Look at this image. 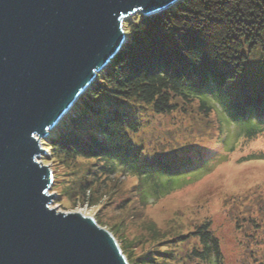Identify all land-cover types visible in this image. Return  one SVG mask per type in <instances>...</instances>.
<instances>
[{
	"label": "trees",
	"instance_id": "16d2710c",
	"mask_svg": "<svg viewBox=\"0 0 264 264\" xmlns=\"http://www.w3.org/2000/svg\"><path fill=\"white\" fill-rule=\"evenodd\" d=\"M123 30L124 44L66 116L75 118L73 109L79 101L87 103L85 97L98 99L108 92L130 105L132 115L114 111L104 117L98 137L80 141L67 133H49L44 143L52 159L71 166V182L63 187L67 197L82 202L87 194L88 201L92 194L106 193L107 183L118 173H126L137 182L116 207L144 209L179 195L184 187L174 185L176 177L194 173L207 160L199 149L167 144L149 150L137 143L146 124L144 114H182L194 106L201 118L194 134L209 136L214 111L202 92L210 87L215 103L238 127L240 145L264 139V0H182L154 16L127 18ZM216 129L218 136L223 133L220 124ZM249 154L243 160L264 159V150ZM107 195L111 198L112 193ZM241 199L249 209L243 216L234 212L235 228L242 236L264 237V195ZM237 200L232 205L241 202ZM161 221L142 225L150 245L134 259L117 232L112 233L127 264H225L209 219L197 223L174 214ZM95 223L100 224L97 219ZM258 249L247 254L264 264Z\"/></svg>",
	"mask_w": 264,
	"mask_h": 264
},
{
	"label": "water",
	"instance_id": "95a60500",
	"mask_svg": "<svg viewBox=\"0 0 264 264\" xmlns=\"http://www.w3.org/2000/svg\"><path fill=\"white\" fill-rule=\"evenodd\" d=\"M181 1L0 0V264H127L95 216L51 205L41 140L118 53L125 19Z\"/></svg>",
	"mask_w": 264,
	"mask_h": 264
},
{
	"label": "rangeland",
	"instance_id": "374dc122",
	"mask_svg": "<svg viewBox=\"0 0 264 264\" xmlns=\"http://www.w3.org/2000/svg\"><path fill=\"white\" fill-rule=\"evenodd\" d=\"M202 94L214 111L211 135L200 137L194 134L197 128L194 126L199 124L201 118L195 115L194 106H190V109L182 114L165 116L144 114L143 122L146 124L137 140V143L141 142L143 147L149 150L169 144L175 149L182 147L194 152L199 149L202 157L206 156L207 160L201 163L202 166L197 169L198 171L194 173L188 171L176 177L174 185H180V190L184 187L179 195L167 197L144 209L136 205L118 209L117 202L123 193L125 195L126 189L137 182L126 173H118L107 183L106 193L92 194L88 201L87 194H84L86 199L82 202L73 200V197L65 195L66 188L63 189L68 187V181L71 182L69 173L71 166L60 163L57 158L52 159L44 140H41L46 154L39 160L42 165H50L52 181H54L50 186V193L54 192L51 205H58L60 211L95 216L101 225L117 232L122 247L131 259L143 254L150 245L142 235L144 223L151 220L160 224L161 220H167L177 214L180 218H184V221L187 217L197 223L204 219L211 221V229L219 239L225 264H260L255 263L247 251L257 250L262 246L258 249L260 250L258 254L263 255L264 237L242 236L233 224L232 215L235 212L243 216L246 209H249L247 203L243 204L245 200L241 198L250 197L251 200H255L256 197L264 195V159L243 160L248 158L250 152L264 150V139H258L246 146L240 145L242 136L237 134L238 127L229 121L215 103L212 88L208 87ZM84 100L87 103L79 101L73 109L75 118L66 116L58 127L50 132L52 136L63 132L69 137L85 141L88 136L98 137L100 121L114 111L132 115L131 106L124 101H118L110 92L100 95L98 99L93 96L85 97ZM219 124L223 133L218 136L216 127ZM153 158L157 159V157ZM172 181L174 182V179ZM109 192L112 193L111 198H108ZM236 200L241 202L236 206L232 205ZM227 209L229 210L226 211ZM250 216L252 217V214Z\"/></svg>",
	"mask_w": 264,
	"mask_h": 264
},
{
	"label": "bare ground",
	"instance_id": "6f19581e",
	"mask_svg": "<svg viewBox=\"0 0 264 264\" xmlns=\"http://www.w3.org/2000/svg\"><path fill=\"white\" fill-rule=\"evenodd\" d=\"M68 112H69V111H68ZM45 139H46V137H45ZM45 139H44V140H45Z\"/></svg>",
	"mask_w": 264,
	"mask_h": 264
}]
</instances>
